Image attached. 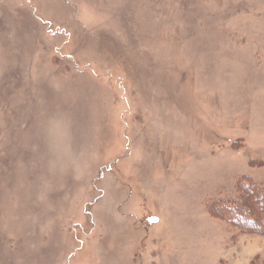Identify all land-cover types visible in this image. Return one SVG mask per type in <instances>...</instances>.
Segmentation results:
<instances>
[{
  "label": "rangeland",
  "instance_id": "rangeland-1",
  "mask_svg": "<svg viewBox=\"0 0 264 264\" xmlns=\"http://www.w3.org/2000/svg\"><path fill=\"white\" fill-rule=\"evenodd\" d=\"M245 176L264 0H0V264H264Z\"/></svg>",
  "mask_w": 264,
  "mask_h": 264
},
{
  "label": "trees",
  "instance_id": "trees-1",
  "mask_svg": "<svg viewBox=\"0 0 264 264\" xmlns=\"http://www.w3.org/2000/svg\"><path fill=\"white\" fill-rule=\"evenodd\" d=\"M238 187L240 189L239 196L236 199H227L218 203L217 209L213 210L220 214V217L228 223L244 230H250L249 227L255 226V222L264 219V216L259 210L248 208L247 205L251 204L256 209L257 205L264 206V185L256 183L251 177H242L238 180ZM260 202V203H257ZM261 227V225H258ZM264 227V226H263ZM260 231V229H254ZM252 230V231H254ZM264 232V230H263Z\"/></svg>",
  "mask_w": 264,
  "mask_h": 264
}]
</instances>
